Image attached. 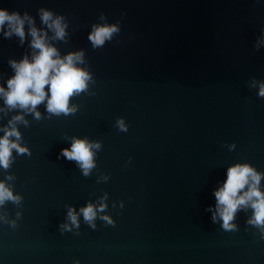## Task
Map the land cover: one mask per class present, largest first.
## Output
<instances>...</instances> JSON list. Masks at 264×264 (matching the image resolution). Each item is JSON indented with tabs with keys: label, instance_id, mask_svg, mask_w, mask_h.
Wrapping results in <instances>:
<instances>
[{
	"label": "water",
	"instance_id": "95a60500",
	"mask_svg": "<svg viewBox=\"0 0 264 264\" xmlns=\"http://www.w3.org/2000/svg\"><path fill=\"white\" fill-rule=\"evenodd\" d=\"M0 10L24 20L23 38L0 27L5 92L12 62L39 53L33 27L60 59L81 54L89 77L67 113L48 111V85L34 109L0 93V139L15 128L8 139L25 149L0 165L18 198L0 203V264H264L252 202L226 229L215 196L238 164L264 194V0H0ZM57 19L63 38L49 27ZM113 25L94 46V29ZM75 140L92 145L87 174L63 155Z\"/></svg>",
	"mask_w": 264,
	"mask_h": 264
},
{
	"label": "clouds",
	"instance_id": "9594fccd",
	"mask_svg": "<svg viewBox=\"0 0 264 264\" xmlns=\"http://www.w3.org/2000/svg\"><path fill=\"white\" fill-rule=\"evenodd\" d=\"M50 19L51 13L44 11L42 20L47 23ZM5 22H8L9 26V31L5 35H11L12 32H15L21 38L24 37V20L17 13L9 14L5 10H0V27H3ZM49 27L55 29L57 37L63 38L64 28L61 26L59 19L53 21ZM117 30L114 25L97 27L90 34L89 39L94 46H100L104 44L106 39H110ZM31 35L33 37L32 46L35 49H39V53L32 62L27 59L20 63L12 62L16 74L8 81L9 90L5 92L3 88H0V93L4 94L6 104L11 107L19 104L20 107L27 108L31 105L34 109L37 104L45 99L46 93L44 89L48 85L51 93L48 98V111L67 113L69 111V97L74 92L84 90L86 87L85 82L89 78L86 72L77 68L74 64V60H79L81 54H70L66 58L60 59L56 49L47 46L34 27L31 29ZM259 95L264 96V83L260 85ZM16 119H20V117H16ZM119 125L123 130L122 121L119 122ZM12 135L19 137V133L16 132L15 128L6 131L4 138L0 139V165L5 168L9 165L11 148H18L20 152L25 151V149L19 148L17 144L10 143L8 137ZM91 147L92 145L84 140H75L71 145V150L63 149V155L69 160L79 162L85 174H87L89 169L93 167ZM96 147H99V145L97 144ZM260 179V175L248 165L238 164L228 169L227 179L223 187L215 192L217 211L223 219L224 228L232 227L229 222L233 219L237 207L247 204L249 201L252 202V207L255 209L254 222L264 224V194L258 189ZM246 185H249L248 191L244 192L243 195H239ZM5 199L15 200L18 198L13 197L11 191L6 189L3 183H0V203ZM81 211L88 221H91L95 216L92 205L81 209ZM69 217L75 223L76 216L72 210H69Z\"/></svg>",
	"mask_w": 264,
	"mask_h": 264
}]
</instances>
